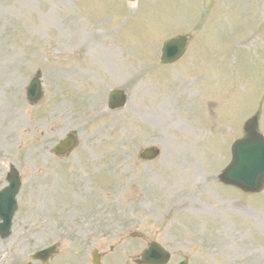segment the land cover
<instances>
[{
  "label": "rangeland",
  "instance_id": "374dc122",
  "mask_svg": "<svg viewBox=\"0 0 264 264\" xmlns=\"http://www.w3.org/2000/svg\"><path fill=\"white\" fill-rule=\"evenodd\" d=\"M208 3L0 0V145L9 161L18 157L12 163L21 174L19 205L27 215L13 237L17 234L21 252L49 244L70 211L79 215L83 209L89 226L82 242L77 240L84 258L79 248L69 249L67 264H90L94 248L111 246L128 252V263L151 239L171 252V264L184 258L190 264H264V191L259 197L229 188L224 193L216 177L231 160L229 147L243 137L245 121L256 113L264 134V0ZM111 15L115 26L103 25ZM209 17L204 33L193 29ZM185 34H192V45L197 38L198 51L190 44L181 66L173 65L160 87L148 72L159 45ZM199 56L202 64L190 77ZM182 65L191 69L187 75ZM36 70L42 72L45 96L30 108L24 88ZM172 76L175 81L166 87ZM118 86L130 92L127 109L108 122L93 116L104 99L96 93ZM207 93L216 116L206 127L205 105L190 113L198 95ZM72 129L78 139L73 154L40 158L60 130ZM147 147L160 149L159 158L140 160ZM88 195L103 207L83 206ZM32 222L36 227L46 222L51 234L31 227L24 238ZM123 227L126 237L109 241ZM216 246L219 255L209 256Z\"/></svg>",
  "mask_w": 264,
  "mask_h": 264
},
{
  "label": "water",
  "instance_id": "95a60500",
  "mask_svg": "<svg viewBox=\"0 0 264 264\" xmlns=\"http://www.w3.org/2000/svg\"><path fill=\"white\" fill-rule=\"evenodd\" d=\"M179 40L176 39L169 45L178 48L180 45L177 41ZM255 126L254 119L246 124L248 135L233 146V162L223 175V180L227 182L239 179L242 182V189L251 192L260 191L264 180V142L263 138L255 132ZM153 248H157V245H150L149 250L142 256L143 264H160L159 259L166 257V255L160 256V254L158 257H151Z\"/></svg>",
  "mask_w": 264,
  "mask_h": 264
}]
</instances>
